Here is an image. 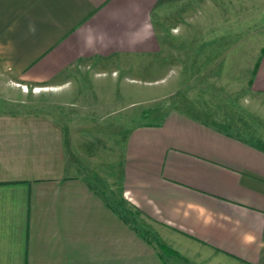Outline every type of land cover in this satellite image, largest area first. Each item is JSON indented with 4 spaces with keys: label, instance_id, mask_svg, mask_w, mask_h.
<instances>
[{
    "label": "crops",
    "instance_id": "obj_1",
    "mask_svg": "<svg viewBox=\"0 0 264 264\" xmlns=\"http://www.w3.org/2000/svg\"><path fill=\"white\" fill-rule=\"evenodd\" d=\"M213 2L0 0V264H264V138L183 103L115 127L82 116L123 115L113 97L65 109L77 108L81 81L108 67L116 75L190 59L194 29L182 23ZM259 49L248 70L235 59L228 80L245 81L258 101L264 41ZM216 65L224 81V58ZM101 129L124 134L128 206L82 169L103 144Z\"/></svg>",
    "mask_w": 264,
    "mask_h": 264
},
{
    "label": "rangeland",
    "instance_id": "obj_2",
    "mask_svg": "<svg viewBox=\"0 0 264 264\" xmlns=\"http://www.w3.org/2000/svg\"><path fill=\"white\" fill-rule=\"evenodd\" d=\"M191 14V17L182 23L194 29L187 37L190 59H178L177 65L169 64L166 59L165 66L156 67L151 63L141 66L140 70H121L116 75L112 74V67H108L105 75H99L91 81H81L80 87L85 92L81 98H76L77 108L74 106L65 109L79 111L84 106L83 102L94 107L95 102L99 105L101 100L113 97L112 110L121 109L124 111L123 115L82 116L97 124L113 123L115 127L119 123L126 122L131 126L146 119L151 120L148 115L156 107L166 109L183 103L191 105L201 114L209 115L216 122L231 127L235 134L253 139L264 138L263 98L259 101L251 98L245 81H228L232 76L231 68L235 59L241 61L238 68L243 71L248 70L252 60L259 55V48L264 41V0H214L209 9L196 8ZM202 27L204 31H208L201 33ZM206 40L209 44H205ZM215 42H218V50H215ZM202 48L208 49L207 52ZM192 55H195V58ZM221 57L225 62L223 69L226 72L222 74L225 79L216 81L217 69L220 67H217L216 63ZM206 59L209 60V65L201 66L200 62L205 63ZM185 62L191 65L182 64ZM197 62L195 66L192 64ZM157 78L160 80H155ZM21 88L29 90L28 87ZM66 116L74 118L76 114L69 113ZM85 118L82 117V122L86 121ZM103 130L98 131L97 135L102 138L103 144L97 143L96 157L90 161H82V169L95 171L98 178L112 185L114 202L126 206L120 183L124 134H116L117 129L111 133L108 129ZM128 217L130 219L132 215Z\"/></svg>",
    "mask_w": 264,
    "mask_h": 264
},
{
    "label": "trees",
    "instance_id": "obj_3",
    "mask_svg": "<svg viewBox=\"0 0 264 264\" xmlns=\"http://www.w3.org/2000/svg\"><path fill=\"white\" fill-rule=\"evenodd\" d=\"M160 249L166 252H172L168 247L164 246V245H159Z\"/></svg>",
    "mask_w": 264,
    "mask_h": 264
}]
</instances>
